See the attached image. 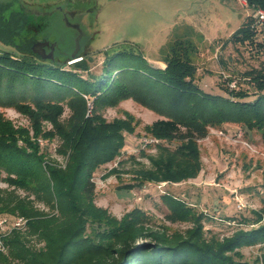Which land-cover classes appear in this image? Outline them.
<instances>
[{
	"label": "trees",
	"instance_id": "obj_1",
	"mask_svg": "<svg viewBox=\"0 0 264 264\" xmlns=\"http://www.w3.org/2000/svg\"><path fill=\"white\" fill-rule=\"evenodd\" d=\"M245 1L253 11L264 9V0ZM5 9L6 0H0V42L9 47L0 50V104L27 117L34 135L0 114V181L13 187L0 190V216L10 213L27 220L25 232L13 229L1 237L8 252L0 250V264H264V196L253 217L243 219L252 227L219 239L206 234L205 221L211 217L169 194L162 196L169 209L166 219L190 223L185 231L152 225L139 207L118 218L97 205L94 180L101 166L122 155L127 135L140 125L129 112L112 121L103 115L104 109L128 99L163 118L144 127L157 140L147 143L157 153L143 154L151 167L136 169L134 183L123 187L127 190L148 181L196 178L202 170L199 140L210 127L243 125L264 138V62L244 73L256 90L249 100L242 89H225L230 97L203 91L193 62L197 46L179 35L169 45L163 68L149 64L133 47L116 46L105 52L103 73L84 77L81 71L89 69L85 57L69 65L43 59L30 38L34 16L23 13L21 18L12 11L6 17ZM260 26L249 16L231 42L251 44L264 53V40L257 39ZM66 107L70 114L64 118ZM38 138H58L56 152L66 157V165L44 151ZM37 202L49 211L37 208ZM249 246L263 250L254 261L243 254Z\"/></svg>",
	"mask_w": 264,
	"mask_h": 264
},
{
	"label": "rangeland",
	"instance_id": "obj_2",
	"mask_svg": "<svg viewBox=\"0 0 264 264\" xmlns=\"http://www.w3.org/2000/svg\"><path fill=\"white\" fill-rule=\"evenodd\" d=\"M23 1L32 13L46 17L50 8L57 6L68 10L78 8L79 13L85 14L86 19L81 15L70 18L71 22L77 20L84 29V38L80 40H77L76 28L65 25L63 16L60 18L58 15L54 16L50 30L45 28V24H36L31 28L34 35L30 36L35 42L47 39L48 45H53L59 63L69 65L79 60V56L85 57L89 69L81 71L84 77L103 73L105 52H110L116 46L133 47V51L141 54L149 64L163 68L169 45L179 35L191 39L197 46L193 62L198 68L196 81L203 91L230 97L225 89H242L249 92L248 100L255 98L256 90L244 73L251 68L261 67L264 53L257 46L231 42L234 32L253 12L245 0ZM260 28L263 31L257 39L262 42L264 25ZM78 45L79 48H76ZM8 48L0 42V50ZM46 48V53H49L51 47ZM73 52L76 54L70 58ZM89 104L91 110V101ZM124 112L139 119L140 125L135 133L127 135V145L122 155L96 171L97 205L107 208L118 218L139 207L150 215L152 225H164L170 231H185L191 226L190 223H173L166 219L169 209L162 196L169 194L184 199L197 211L211 217L205 221L208 237L223 239L232 236L237 230L252 227L251 224L243 223V219L253 217V211L261 208L264 196V138L260 132L232 123L210 127L208 136L199 140L202 170L196 178L182 182L148 181L127 190L123 187L134 183L136 169L151 167L150 160L143 154L157 153L154 145H147L156 141H152L154 139L147 135L144 127L163 117L133 99L104 109L103 115L112 121L123 118ZM0 114L16 126L28 128L31 136L34 135L30 120L13 106L0 104ZM69 114L70 110L66 107L64 118ZM46 126L52 128L49 123ZM38 142L60 165H66V157L56 152L60 144L58 138L51 142L38 138ZM165 144L172 148L176 146V143ZM113 169L116 171L111 172ZM12 188L0 181V190ZM18 192L22 196L26 195L24 190ZM35 206L49 211L42 203L37 202ZM2 214L0 250L7 253V246L1 242V237L10 234L13 229L25 232L27 220L19 215ZM2 220L5 223L1 224ZM242 251L246 260L254 261L263 250L259 246H249Z\"/></svg>",
	"mask_w": 264,
	"mask_h": 264
},
{
	"label": "flooded vegetation",
	"instance_id": "obj_3",
	"mask_svg": "<svg viewBox=\"0 0 264 264\" xmlns=\"http://www.w3.org/2000/svg\"><path fill=\"white\" fill-rule=\"evenodd\" d=\"M6 4H7V9L4 10V15L7 16V14L8 13L9 14L12 13V11L17 12L16 15H20L21 18H23V13H25L27 15H33L34 18H35L36 24H38V25L45 24V26H46L45 28H47V30H50V24L54 23V16L58 15L60 18H62L61 16H63V18L65 20V25L67 24V25H70V26H73L74 28H76V30H77V36H76L77 40H80L81 38H84V34H85L84 33V29L81 28L80 23H78L77 20H75L74 22L70 21V18H74L77 15H81V16H83V18H85V14L79 13L78 8H73V9L68 10V9H65V8H63L61 6H57L55 8L53 7V8H50L51 10L48 11L49 14L46 17V16H43L40 13H32L29 10V8H28V4L25 3L23 0H6ZM36 8H38V7H36ZM18 13H20V14H18ZM38 44L41 45V46L39 47V51L37 53L43 59L53 61V60H56L58 58L57 54H55V52H54L53 45L49 46L47 39H45L43 41H37V42L33 41L32 47H34V46H36ZM46 46L47 47H51V50H50L49 53H46V49H47ZM76 48H79V45ZM76 51L77 50H75V52ZM75 52H73L71 55L74 56L76 54Z\"/></svg>",
	"mask_w": 264,
	"mask_h": 264
},
{
	"label": "built area",
	"instance_id": "obj_4",
	"mask_svg": "<svg viewBox=\"0 0 264 264\" xmlns=\"http://www.w3.org/2000/svg\"><path fill=\"white\" fill-rule=\"evenodd\" d=\"M250 16L254 20V24H256V25H264V9L258 8L256 10H254ZM152 141H156L157 142L156 139H154ZM3 223H5V220H2L1 224H3Z\"/></svg>",
	"mask_w": 264,
	"mask_h": 264
},
{
	"label": "water",
	"instance_id": "obj_5",
	"mask_svg": "<svg viewBox=\"0 0 264 264\" xmlns=\"http://www.w3.org/2000/svg\"><path fill=\"white\" fill-rule=\"evenodd\" d=\"M40 46H41V45H39V44H38V45H36V46H34V47H33L34 51L38 52V51H39V47H40Z\"/></svg>",
	"mask_w": 264,
	"mask_h": 264
},
{
	"label": "clouds",
	"instance_id": "obj_6",
	"mask_svg": "<svg viewBox=\"0 0 264 264\" xmlns=\"http://www.w3.org/2000/svg\"><path fill=\"white\" fill-rule=\"evenodd\" d=\"M76 61V60H75Z\"/></svg>",
	"mask_w": 264,
	"mask_h": 264
}]
</instances>
